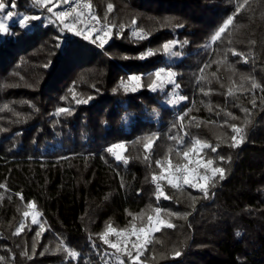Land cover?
<instances>
[{"label":"trees","instance_id":"1","mask_svg":"<svg viewBox=\"0 0 264 264\" xmlns=\"http://www.w3.org/2000/svg\"><path fill=\"white\" fill-rule=\"evenodd\" d=\"M0 2L6 4L0 16L8 10L41 16L28 29L16 16L0 33V264H131L100 235L108 224L120 230L147 223L155 207L178 215L166 217L174 228L152 234L142 264H264V0H83L112 27L103 48L60 32L34 0H16L14 9L12 0ZM229 15L233 23L213 42ZM141 29L147 39L137 40L132 33ZM170 40L179 42L173 48L179 57L164 53ZM149 50L154 55L139 58ZM161 67L176 73L179 88H149ZM132 75L141 83L125 92L122 82ZM73 92L92 99L76 104ZM177 95L186 99L168 103ZM60 107L72 115H57ZM232 125L243 130L236 148ZM181 136V151L193 139L217 147L202 156L224 167L226 178H216L207 198L162 182L171 199L157 202L156 161L183 163ZM114 143L125 144L127 164L107 153ZM30 202L36 225L23 215Z\"/></svg>","mask_w":264,"mask_h":264},{"label":"snow or ice","instance_id":"2","mask_svg":"<svg viewBox=\"0 0 264 264\" xmlns=\"http://www.w3.org/2000/svg\"><path fill=\"white\" fill-rule=\"evenodd\" d=\"M70 0H34L35 6L46 9L47 13H50L55 20L51 21L55 23L59 22L60 32H70L76 36H83L85 40H91V43L96 44L99 41V47L103 48L109 40L112 38V27L107 24L102 25L98 30L94 25H85L84 27H78V24H82V18L85 16V12L77 11L76 7H72L70 10H60L54 11V9L60 7L61 5H68ZM16 7V0H12L11 8ZM92 5L90 3H85L82 5L83 9H91ZM6 8V4L0 2V12H4ZM244 8V4H239L236 8V14H239L240 10ZM108 11H112V5H108ZM88 18L96 23H99L97 17L92 15L90 12L87 14ZM19 16V20L16 21L20 28L28 29L32 27L31 22L40 21V15H28L22 12H14L12 10L6 11L4 15L0 16V33H8L9 32V24L8 20L13 19L14 17ZM234 16L229 15L228 18L224 21L223 25L219 27V29L215 32V34L211 37L213 42L220 40L222 34L229 28V26L233 23ZM132 24L135 25L136 21L133 20ZM123 25L120 26V31H123ZM93 32H96V38L92 39ZM133 36L137 38V40L147 39V35L141 29L139 31H133ZM179 42L176 40H170L163 44L162 48L164 53L171 57H179L180 53L177 51H173V48ZM186 44L187 41H184ZM182 46V45H181ZM62 47L61 43L56 44V48L60 49ZM154 55V52L151 50L141 54L139 58L144 59L146 57ZM233 55H240L239 53L233 52ZM246 62V58H245ZM48 65H46L47 67ZM203 71V69H201ZM154 79H152L149 88L155 92L158 89L163 90L165 84H172L174 88H179V85L175 82L176 73L171 70V68L161 67L159 70L155 71ZM141 76L132 75L128 77V82H122V87L125 92L128 91H136L137 87L141 83ZM258 85L256 83L252 84V88H257ZM231 94V90L229 92ZM73 99L76 104H87L89 100L92 99L89 96L87 99H76V93L73 92ZM186 97L182 95H177L176 98L170 99L168 103L177 104L179 101L185 100ZM253 106H255V100L252 101ZM7 107V105H5ZM56 114H67L72 115V111L67 107H60L56 110ZM126 119V118H125ZM181 121L183 120V116L180 117ZM195 119V118H193ZM199 127V124H197ZM181 128H183V124H181ZM232 132L234 135L231 137L232 144L230 145L233 148L239 147L244 142V136L242 135V129L237 127L236 125L231 126ZM154 136L145 137L147 140L144 143V149L150 150L152 148V139ZM170 139H177V137H170ZM177 155L182 156L183 163L177 162L173 163L171 159H167L166 161L157 160L156 164L160 168L159 174H153L151 176V180L155 185V197L157 202L161 198L164 200H170L171 197L166 194L164 190V184L162 182H166L167 185L171 186L173 189H183V186H188L194 190H198L204 194V197H208L209 188L215 187L216 178L218 177L219 181H223L226 178V170L224 167L214 166L213 158H204L202 153H204L205 149H211L213 153L217 152V147H213L207 142L201 141L199 139H193L189 146H184L183 150H180V147L184 145L183 137H179L177 139ZM124 143H114L110 147H107V153L111 154L116 161H123L124 164L128 163V160L123 156V152L125 150ZM145 159H148L146 156ZM218 159L220 161L224 160L223 156H219ZM230 159V158H229ZM203 170V171H201ZM139 194V190L137 191ZM21 199H23L21 194ZM30 211H25L23 213L24 217L31 216V224H38V215L35 211L36 204L35 202H30L27 205ZM154 215H148L147 223L142 224L137 227V225L133 222L131 224L130 229H120L113 227L111 224H108L104 230V232L100 235V239L103 241L105 245H108L110 248L115 249L116 253L125 255L128 257L131 264H142L140 257L143 255V252L146 251L147 245L152 242L151 237L155 232H160L162 229H172L175 227L173 223H171L166 217L172 215H178V213L167 212L163 213L161 207H155L153 209ZM143 213H141V216ZM135 217H133V221H135ZM26 225L22 222L19 227L16 228L15 235H20V233L24 230ZM44 231V227L41 224L40 230L36 233L37 236H40ZM240 233L237 232V236ZM110 236H114L115 240L109 239ZM132 236H135V240L131 241L129 247V241ZM64 251L68 253L70 257H77V252L72 251L68 248H64ZM133 252L135 254H133ZM181 252H175V256L179 257ZM119 259V257H117ZM2 259V257H0ZM119 264H124V261L120 259Z\"/></svg>","mask_w":264,"mask_h":264},{"label":"built area","instance_id":"3","mask_svg":"<svg viewBox=\"0 0 264 264\" xmlns=\"http://www.w3.org/2000/svg\"><path fill=\"white\" fill-rule=\"evenodd\" d=\"M77 1L78 2H76V1L75 2L78 3V4H81V0L80 1L77 0ZM75 5L76 4L73 3V0H70V3L68 5H66L65 8L62 7L61 10H70L72 7H75ZM82 11L85 12L84 18H85V21H86V24L87 25H89V26L94 25L95 28L98 30L102 25L105 24L104 22H101L99 19H98L99 23H96L95 21H92L91 19L88 18V15H87L88 14V11L83 10V9H82ZM92 36L96 37V32H93Z\"/></svg>","mask_w":264,"mask_h":264},{"label":"rangeland","instance_id":"4","mask_svg":"<svg viewBox=\"0 0 264 264\" xmlns=\"http://www.w3.org/2000/svg\"><path fill=\"white\" fill-rule=\"evenodd\" d=\"M78 2L77 0H73V3H75L76 5H75V7L77 8V11L79 12V11H82V5L84 4V2H83V0H81V4H78V3H76V2ZM80 1V0H79ZM65 6L66 5H61L60 7H63V8H65ZM83 10H86V9H83ZM86 11H88V13L90 12L92 15H94L93 13H92V11L91 10H89V9H87ZM96 16V15H95ZM97 17V16H96ZM98 19V18H97ZM101 21V20H100ZM85 23H86V21H84ZM101 22H103V21H101ZM89 23V22H88ZM87 25V24H86Z\"/></svg>","mask_w":264,"mask_h":264}]
</instances>
